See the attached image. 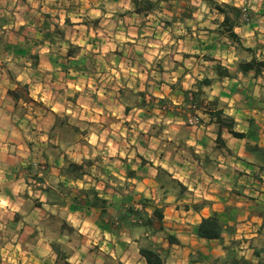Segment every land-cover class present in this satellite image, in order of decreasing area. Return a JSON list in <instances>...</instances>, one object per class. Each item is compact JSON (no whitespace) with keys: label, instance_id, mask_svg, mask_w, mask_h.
<instances>
[{"label":"crops","instance_id":"1","mask_svg":"<svg viewBox=\"0 0 264 264\" xmlns=\"http://www.w3.org/2000/svg\"><path fill=\"white\" fill-rule=\"evenodd\" d=\"M151 1L155 3L151 9L136 12L132 0H0V182L6 183L0 191V246L14 249L4 254L5 262L56 264L52 242L36 225L39 212L42 216L45 208L56 207L65 209L66 220L77 227L75 251L66 259L75 264H85L90 256L94 264H104V257L106 264H147L139 252L146 239L162 252L174 253L170 262L162 259V264H212L204 260L208 252L199 244L218 242L222 251L216 258L223 254L220 242L200 238L194 229L201 217L214 213L233 226V233H224L223 241L238 239L247 241L246 246L249 241H264V223L257 214L264 212V68L257 74L255 65L240 71L252 58L264 59V0ZM214 1L241 10L233 27L236 38L221 25L224 16L214 8ZM18 53L22 61H16ZM223 68L231 75H223ZM204 78L210 84L199 86ZM102 80L120 87L138 85L140 103L133 108L124 105L121 113L117 106L91 113L81 104H70L68 88L81 90ZM20 85L28 86L25 101L48 103L42 115L55 117L62 111L85 118L91 113L114 120L106 132L108 156L124 169L111 174L130 183L132 190L117 195L122 200L117 210L112 212L108 204L109 223H100V209L73 202L74 189L64 192L58 185L82 187L80 179L67 181L62 175L64 153L58 152L40 156L46 165L42 180L47 187L37 190L41 194L32 198V208L23 211L31 192L19 197L20 186L15 183L25 185L26 173L16 172L19 167L32 168L38 160L32 157L37 140L52 139L32 125L26 137L13 109L14 90ZM119 101L117 92L111 102ZM156 102L167 103L168 108L160 110ZM217 107L234 118L235 130L244 138L233 137L212 118ZM189 113L196 116L197 124L188 121ZM17 135L19 139L13 138ZM17 141L23 158L11 153V143ZM53 144L57 150V141ZM95 187L104 191L99 196L108 201L114 194L105 185ZM141 197L148 200L143 208L147 216L154 208L161 210L164 232L135 224L133 215L116 229L115 220L127 204L142 209ZM28 211L30 216L38 215L37 220L22 223L26 217L20 214ZM7 214L19 230L12 243L3 244ZM164 233L179 242L170 244ZM247 252L246 257H251L252 250Z\"/></svg>","mask_w":264,"mask_h":264},{"label":"rangeland","instance_id":"2","mask_svg":"<svg viewBox=\"0 0 264 264\" xmlns=\"http://www.w3.org/2000/svg\"><path fill=\"white\" fill-rule=\"evenodd\" d=\"M10 54V53H8ZM18 55V60L16 61H22ZM12 63V60L9 61ZM105 83L106 85H103ZM119 87V89H117ZM142 87V86H141ZM139 86L138 85H132L127 86L124 85L123 87L120 86H114L109 83V81L102 80V84L95 85V83H89V86L85 85L81 87V90L75 89V88H68L67 93L70 94V96L73 100L70 101V104L73 105H83L86 110L90 111L91 113H95V110H101V111H107L111 108H115V106L118 107L119 112L124 111V105H129L128 107L133 108L134 105L136 106L137 103H140L141 98L139 95ZM26 90H28L27 85H20L19 88H16L14 91V96L12 97V100L15 101L13 109L16 113L17 121L21 122L24 126L25 135L26 137H30V130H33L32 126L34 127H40L39 132L40 133H47L52 139V142H49L48 140H37L36 144H34V148L32 149V157L35 160L32 164V168L24 171L21 170L19 167L16 173H26V182L18 184L15 183V187L20 186L19 190L21 191L19 197L22 199L23 197L27 196V191L31 192V195L29 196V202L27 205L24 204V207L22 204L20 205L23 211H26L31 207L33 201L32 198L34 195H40L41 192H38L37 190H45L47 187V184L43 182V180H39V178L42 179L44 176V170L46 169V165L44 162H40V156L42 154H51V153H64V162L62 167H65L68 162H76V163H84V169L83 173L84 176L79 178L82 183L81 188H89V187H95V186H101L105 185L106 188L112 189V196L109 198V206L113 211L117 210L118 207L122 204V200L119 201L120 197L117 195L124 194V191L126 190H132L129 186L130 183L114 176L111 174V172L117 173V171H123L124 166L115 159V161H111V158L108 156L109 153V144L106 142L109 139V127L111 126V123L114 122V120L109 115H104L103 117H95L91 113H86L85 118H78L77 115L72 116V114H64L62 111H58L53 116H48L47 113L45 115H42V111L49 108L48 103L46 101H25L27 99L26 94L24 93ZM118 92V97L120 98V101L116 104L114 102H111V99L115 97V93ZM20 98V99H19ZM156 108L160 110H165L168 108L167 103H159L156 102ZM10 105V104H9ZM147 108L146 110L149 112V103H146ZM69 107H73L72 105H69ZM37 111L38 114H35L39 118H36L35 115L31 116V111ZM151 111V109H150ZM28 112V113H27ZM27 113V116H24L23 114ZM139 116H136L135 118H138ZM196 116H194L192 113H189L188 115V121L189 119H195ZM124 117H119L118 125L122 127ZM53 123L52 126H50ZM198 120L194 122V124H197ZM32 125V126H31ZM80 133V135H79ZM19 134V133H17ZM15 139H19L18 135L13 136ZM22 141V140H21ZM53 141H57V150H55V145L53 144ZM20 145V141L12 142L11 146H14L13 151L11 153L15 154L18 152V157H24L22 154L24 153V150L18 148ZM80 145V146H79ZM76 147V148H75ZM68 150V154H66L64 151ZM78 153H81L83 157L78 156ZM52 155V154H51ZM31 156V154H30ZM150 157L156 156L155 153H150ZM25 159V158H24ZM81 160V162H79ZM117 161V162H116ZM68 181V180H67ZM164 181L166 184L170 185V179L164 175ZM6 184L5 181L0 182V191L2 190L1 185ZM53 184V183H52ZM64 192H69L71 189H74L75 191H72L73 194L77 195L79 193L78 186L76 184L69 185L66 184L61 187ZM96 188V187H95ZM99 193H103L101 189H97ZM126 195V194H125ZM125 200V198H124ZM18 202L21 201L20 199L17 200ZM18 202H15V206H18ZM80 207L86 208L85 204L82 203ZM72 207H70L71 209ZM46 213L42 214L39 212L38 215H40V219L37 220L36 216L33 215L30 216L28 212H23L20 214L21 216L26 217V220L21 221L22 223L29 224V221H33L34 219L37 220V224L39 226V231L42 235H44L48 240L52 242V244H55L56 249L59 251V253L69 255L73 253L75 250L72 249V247L75 246L76 242L79 239V233L77 231L76 226H71L70 222L66 220V213L67 211L63 208H53V211H50L49 208H45ZM2 215V214H1ZM19 215V216H20ZM3 217V216H2ZM1 217V218H2ZM11 214H7L5 218V222L7 224L5 234H2V236L5 238L2 240L3 244L12 243L11 238H14V235L18 232L19 226L14 223V221L10 218ZM14 217V215H12ZM30 217V218H29ZM110 214L108 212V209L106 213L101 216L99 219L100 223L110 222ZM101 228L105 229L107 226L100 225ZM114 229V228H113ZM96 230L92 233V237L95 236ZM105 241H109L108 239H105ZM228 242V241H224ZM263 241H252L253 245H260ZM146 241L144 242V244ZM211 243H201L199 244L200 248H204V251L208 252V254L204 255V260L206 262H211L212 264H218L226 257V253L223 250V254H220L218 257V262L214 261V255L216 253L222 251L221 247L219 246L218 242H212ZM159 247V246H158ZM241 247L239 250H235L234 248L231 250V253L237 251L236 254H241L244 252L245 256L249 255V252H247L248 244L246 246V242L241 243ZM44 248H41L40 250L44 252ZM14 249L12 248H5L3 245L0 246V264L7 263L4 260V254L5 253H11ZM234 254V253H233ZM162 257L164 260H168L169 262L173 258L172 255L174 253L171 249H167L166 253L162 252ZM105 258V259H104ZM103 258V263L106 264L107 258ZM92 257L90 256L85 264H94L92 262ZM75 264L76 262H68L66 259H63L62 256L57 255L56 264ZM7 264H10L9 262ZM107 264H109L107 262ZM111 264H122L121 262H111Z\"/></svg>","mask_w":264,"mask_h":264},{"label":"trees","instance_id":"3","mask_svg":"<svg viewBox=\"0 0 264 264\" xmlns=\"http://www.w3.org/2000/svg\"><path fill=\"white\" fill-rule=\"evenodd\" d=\"M132 4L134 6V10L136 12H141L143 10H149L155 3L151 0H132ZM214 8L218 10V12L222 13L224 18L221 23L222 26L228 31L229 36L232 38H236L237 35L233 31V27L238 23L237 19L241 15V10L237 7L229 5L227 3H219L217 1L213 2ZM255 65V74L261 71V68H264V59L256 60L252 58L250 61L245 62L244 66L240 68L241 72H246L248 70L253 69ZM221 73L225 76H230L227 68L221 69ZM210 84V80L208 78H204L199 82V86ZM214 103H217V99L213 100ZM211 116L214 120L219 124L220 127H224L228 130V132L236 138H244L245 134L242 132H238L235 130V120L232 116L226 114L222 108H216L214 111H211ZM219 138V135H218ZM250 145H248V148ZM84 163H76V162H68L65 167L61 168L62 175L65 176L66 180H76L81 178L85 173H83ZM41 181L42 179L39 178ZM60 187L63 186V183H58ZM79 193L73 197V202L81 205L85 204L86 207H94L100 209V218L107 211L108 200L102 196H99V192L95 187L89 188H80ZM130 196L125 197V201H130ZM148 200L144 198H139L138 202L142 205V209H135L133 205L127 204L124 212L119 213L117 219L116 229L121 226V222H124L126 216L133 215L135 217V224L141 226H147L152 232H164V227L161 223L162 212L158 208H154L151 216H147L146 212L143 208L146 206V202ZM197 207V205H194ZM258 216H260L264 223V212H257ZM113 224V223H112ZM112 229V228H111ZM195 234L200 238H204L206 240H218L222 246V249L226 253L225 259H223L218 264H264V241L260 245H253L252 241H249L248 248L252 250V256L246 257L244 254H236L237 251L231 253V250L234 248L235 250H239L241 247L242 241L238 239H231L227 243L223 241V234L233 233V226L221 221L216 213L203 216L199 220V222L195 226ZM115 231V229H112ZM166 240L171 243H178V239L170 233H164ZM146 243L139 248L140 255L144 257L147 264H162V248L153 242L152 240H145ZM159 246V247H158ZM52 249L56 251L58 256H62L63 259H67L68 256L59 253L56 249L55 244H52ZM215 262H218V257L214 258ZM68 264V263H66Z\"/></svg>","mask_w":264,"mask_h":264},{"label":"built area","instance_id":"4","mask_svg":"<svg viewBox=\"0 0 264 264\" xmlns=\"http://www.w3.org/2000/svg\"><path fill=\"white\" fill-rule=\"evenodd\" d=\"M196 120H197V118H195L194 120L193 119H189V122L194 123V122H196Z\"/></svg>","mask_w":264,"mask_h":264}]
</instances>
